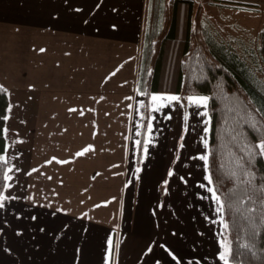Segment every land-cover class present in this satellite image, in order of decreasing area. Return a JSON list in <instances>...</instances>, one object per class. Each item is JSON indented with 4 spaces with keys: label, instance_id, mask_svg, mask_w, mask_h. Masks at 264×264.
<instances>
[{
    "label": "crops",
    "instance_id": "crops-1",
    "mask_svg": "<svg viewBox=\"0 0 264 264\" xmlns=\"http://www.w3.org/2000/svg\"><path fill=\"white\" fill-rule=\"evenodd\" d=\"M158 3L0 0V264H222L204 96L138 88Z\"/></svg>",
    "mask_w": 264,
    "mask_h": 264
},
{
    "label": "trees",
    "instance_id": "trees-1",
    "mask_svg": "<svg viewBox=\"0 0 264 264\" xmlns=\"http://www.w3.org/2000/svg\"><path fill=\"white\" fill-rule=\"evenodd\" d=\"M168 4L166 26H160V3L153 12L142 47L138 88L145 95L171 92L208 97L207 169L212 189L224 205L222 219L228 228L222 230L223 244L235 253L229 263L264 264V197L254 191L264 186V160L257 155L249 165L245 153L246 146L258 151L254 146L264 139V90L254 73L257 68L248 64L255 55L244 45L219 42L207 26H192L191 0H170ZM236 48L247 51L245 57ZM257 54L264 67V30L258 34ZM7 106L6 91L0 87V156L5 147ZM249 116L259 121L260 130L249 127ZM5 170L0 158V194ZM246 172L254 175L251 185ZM252 243L255 259L243 247Z\"/></svg>",
    "mask_w": 264,
    "mask_h": 264
},
{
    "label": "rangeland",
    "instance_id": "rangeland-1",
    "mask_svg": "<svg viewBox=\"0 0 264 264\" xmlns=\"http://www.w3.org/2000/svg\"><path fill=\"white\" fill-rule=\"evenodd\" d=\"M169 1L170 0H160L159 2L162 10L160 26H166L167 24L164 10L168 8ZM191 1L193 3L192 26H207L210 30V34L219 42L223 41V43L226 42L233 45L237 43V45H241V47L244 45V47L248 48L247 51H252L255 56H250L248 64L257 68L254 73L261 81V86L264 89V67L257 54L258 34L260 31L264 30V0H230L232 1L230 3L220 0ZM237 2L245 3L246 5ZM236 50H238L242 57H245L244 54H247V51L244 52L243 50L240 52L241 49L237 48ZM145 106L146 113L144 112L143 114L142 122L143 131L150 121L148 104ZM144 120L146 122L143 129ZM17 133L19 134L17 139L12 143L13 145L21 141L19 130Z\"/></svg>",
    "mask_w": 264,
    "mask_h": 264
},
{
    "label": "snow or ice",
    "instance_id": "snow-or-ice-1",
    "mask_svg": "<svg viewBox=\"0 0 264 264\" xmlns=\"http://www.w3.org/2000/svg\"><path fill=\"white\" fill-rule=\"evenodd\" d=\"M264 90V89H262ZM152 101H156V100H161V101H168V102H177L179 100L178 97L176 96H166V97H158V96H152L151 97ZM188 101L189 103L193 104L196 107H207V102H208V97H188ZM164 103H161L158 107H164ZM158 110L157 108H153L152 111H156ZM70 111H75V109H70ZM261 112L264 113V108L261 109ZM206 115V113H201ZM185 120H187V115L185 116ZM207 123V122H206ZM247 123L249 125V127L257 129V125L259 124V121H257L254 117L249 116ZM149 131L151 130V122L149 121L148 125H147ZM260 130V129H257ZM205 132H207V128L204 129ZM150 141H145L144 143H149ZM140 143V142H138ZM205 147H207V142L205 141ZM255 149H257L258 151H252L251 150V146H246L245 148V153L247 155V163L249 165H251L252 161L256 159V156L259 155L261 158H264V139L261 140L260 143L256 144ZM85 151H87V149H85ZM147 151V149L145 148V152ZM77 156L83 155V152H78L76 153ZM199 159L204 160L205 162H207L208 157L206 155L199 157ZM60 163H66V161H60ZM9 171H11V169H9ZM35 171V169L33 170ZM137 171H139V169H137ZM169 176L173 175L172 172L168 173ZM246 175L248 176V180L247 183L249 185L252 184V181L254 179V175L252 172H246ZM3 179L6 180H10L11 177L8 176L6 173L3 174ZM207 179V177H206ZM211 183V181H209ZM209 192H212V197L214 199V201L217 204V212L219 214L222 215L223 211H224V205H222L220 203V198L219 196H217L215 194V192L213 191V189L209 188L208 189ZM254 191H258L260 192L261 196L264 197V186H261L259 189H255ZM6 197L3 194H0V209H2L4 207V201H5ZM223 224V220L221 219L220 221ZM223 227L225 230H227L228 225L227 224H223ZM256 233L255 231L252 232V239L254 241V237H255ZM111 243V242H109ZM244 249L246 250L247 253H249L251 255V257L253 259L256 258V253L254 251H252V249L255 247L254 243L252 244H246L243 246ZM167 250V249H166ZM169 255L172 256L173 260H177L178 258L176 255H174L173 253L169 252ZM235 259V253H233L232 249L226 245H222L221 246V251L219 254V260L222 261V264H229L230 260H234ZM179 264V261H178ZM188 264H199V261H193V260H189Z\"/></svg>",
    "mask_w": 264,
    "mask_h": 264
}]
</instances>
